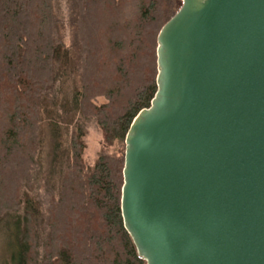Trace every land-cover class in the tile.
<instances>
[{
    "label": "trees",
    "instance_id": "1",
    "mask_svg": "<svg viewBox=\"0 0 264 264\" xmlns=\"http://www.w3.org/2000/svg\"><path fill=\"white\" fill-rule=\"evenodd\" d=\"M181 5L0 0V264H147L121 209L126 137L157 94L158 36Z\"/></svg>",
    "mask_w": 264,
    "mask_h": 264
},
{
    "label": "water",
    "instance_id": "2",
    "mask_svg": "<svg viewBox=\"0 0 264 264\" xmlns=\"http://www.w3.org/2000/svg\"><path fill=\"white\" fill-rule=\"evenodd\" d=\"M126 137L122 214L147 264H264V0H181Z\"/></svg>",
    "mask_w": 264,
    "mask_h": 264
},
{
    "label": "rangeland",
    "instance_id": "3",
    "mask_svg": "<svg viewBox=\"0 0 264 264\" xmlns=\"http://www.w3.org/2000/svg\"><path fill=\"white\" fill-rule=\"evenodd\" d=\"M66 10L67 0H58ZM99 102H105V98L101 97ZM103 135L101 128L97 122L91 119L87 124V134L85 136L86 148L84 157L89 164H93L97 156L101 153L103 145ZM4 245V244H3ZM6 248L5 246H3ZM1 254V251H0Z\"/></svg>",
    "mask_w": 264,
    "mask_h": 264
}]
</instances>
